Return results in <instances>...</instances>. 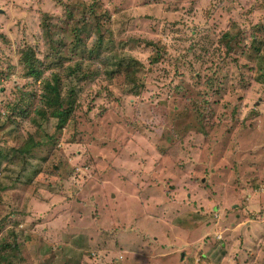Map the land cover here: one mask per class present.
Wrapping results in <instances>:
<instances>
[{"label": "rangeland", "instance_id": "rangeland-1", "mask_svg": "<svg viewBox=\"0 0 264 264\" xmlns=\"http://www.w3.org/2000/svg\"><path fill=\"white\" fill-rule=\"evenodd\" d=\"M261 25L264 0H0V264H264ZM225 31L220 85H166ZM46 79L76 103L60 130Z\"/></svg>", "mask_w": 264, "mask_h": 264}, {"label": "trees", "instance_id": "trees-1", "mask_svg": "<svg viewBox=\"0 0 264 264\" xmlns=\"http://www.w3.org/2000/svg\"><path fill=\"white\" fill-rule=\"evenodd\" d=\"M262 28H264V26L261 25L260 29ZM255 30L257 31V29ZM228 34L229 32L225 31L223 33V36L218 38L219 39L218 47L210 44V46L208 45L209 48L208 46L201 48L200 53L202 54L203 57H202V60L199 59V63H200L199 72L201 73L203 78L199 74L198 75L192 74V71L194 69L193 66L195 65L196 60H197V54H196L197 50H195L193 53L190 54V59H188L187 62L183 63L185 66L189 67L190 69L189 73L181 72L180 70H178L177 67L173 66L172 70L177 71L178 75H176L175 72L172 75H168L170 82L166 83V85L168 86V84L170 85L175 84L174 88L176 90H184V87L188 85H192L197 88H199L198 84L207 86V85L215 84V82H217L218 85H220L219 77L221 75V71L222 70L224 71L226 69V66L228 64V55H232L233 51L239 46V44H236L237 43L236 40L232 44H231V41L227 42L225 40ZM256 35H258V32ZM253 41L255 43L257 40L254 38ZM138 43H140V46H139L140 49L145 45H151V46L157 45L156 43H153L150 40H145V39H142V37H138L132 40L131 46L128 44L126 45V47L128 48L129 51H132L134 45ZM213 47H215L216 48L215 50L217 51L216 53L213 52L214 54H211L209 53V51ZM163 55H166V53H163ZM184 57L186 56H183V58ZM181 59L182 58H178L179 61H181ZM20 61L22 63L20 64L21 66L27 67L28 69L27 75L33 81L36 82L43 76L42 68L37 69L39 66V63H38L37 58L34 57L32 53H25L24 51V53L21 55ZM121 61L122 63L127 64V65L128 64L132 65V63L138 64L140 62L139 58H137L134 52H130V56H128L127 58H124ZM170 71L171 70H167L165 73L170 74L168 73ZM107 78L110 79L109 75H107ZM156 78L158 79V77ZM40 84H41L40 92L32 94L33 96L37 95L38 98H43L42 108L39 111H37V113L40 116L48 119V115L46 113L47 111H50L51 117L58 120V124L56 128L60 130L66 127L73 120L74 110L76 106L75 101L73 100V98H71L72 90H69V88H67L66 93H65L64 89L61 88V86H59L57 79H55V81H53L52 79L50 81L48 79H46L45 81L42 80L40 81ZM142 85L143 86L141 87V91H140L141 94L144 93L145 91V85L144 84ZM130 91L134 92L137 95L139 93V86L133 84L132 87L130 88ZM17 103L21 104V101L19 100ZM7 105H9V103H7ZM21 105H24V104H21ZM16 111L18 112L20 111V114H22L24 118L28 114L25 110H15V112ZM40 128L43 130L45 134H47L43 125H41ZM203 133L204 135L206 134V132H203Z\"/></svg>", "mask_w": 264, "mask_h": 264}, {"label": "crops", "instance_id": "crops-1", "mask_svg": "<svg viewBox=\"0 0 264 264\" xmlns=\"http://www.w3.org/2000/svg\"><path fill=\"white\" fill-rule=\"evenodd\" d=\"M236 215H238V214H236ZM246 234L250 235L249 233H246ZM247 239L248 238L245 236V244L248 243L247 242L248 241ZM257 240L259 241V244H258L259 246L255 250V256L256 257H263V255H264V248L262 249L261 246H263V244H264V237L258 235L257 236ZM251 246L253 247V245H251ZM245 255H246V259H248V255L247 254H245Z\"/></svg>", "mask_w": 264, "mask_h": 264}]
</instances>
